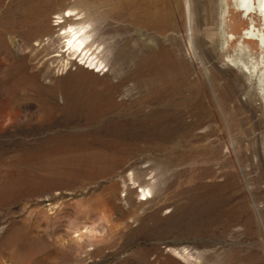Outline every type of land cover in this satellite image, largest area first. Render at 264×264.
<instances>
[{
  "label": "rangeland",
  "instance_id": "rangeland-1",
  "mask_svg": "<svg viewBox=\"0 0 264 264\" xmlns=\"http://www.w3.org/2000/svg\"><path fill=\"white\" fill-rule=\"evenodd\" d=\"M260 0H0V264H264Z\"/></svg>",
  "mask_w": 264,
  "mask_h": 264
},
{
  "label": "bare ground",
  "instance_id": "bare-ground-1",
  "mask_svg": "<svg viewBox=\"0 0 264 264\" xmlns=\"http://www.w3.org/2000/svg\"><path fill=\"white\" fill-rule=\"evenodd\" d=\"M259 6H260V12L263 14V16H264V0H260V4H259Z\"/></svg>",
  "mask_w": 264,
  "mask_h": 264
}]
</instances>
